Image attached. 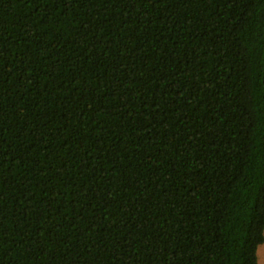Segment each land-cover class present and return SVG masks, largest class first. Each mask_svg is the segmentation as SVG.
I'll return each mask as SVG.
<instances>
[{
	"label": "trees",
	"instance_id": "1",
	"mask_svg": "<svg viewBox=\"0 0 264 264\" xmlns=\"http://www.w3.org/2000/svg\"><path fill=\"white\" fill-rule=\"evenodd\" d=\"M258 238L264 0H0V264H252Z\"/></svg>",
	"mask_w": 264,
	"mask_h": 264
},
{
	"label": "snow or ice",
	"instance_id": "2",
	"mask_svg": "<svg viewBox=\"0 0 264 264\" xmlns=\"http://www.w3.org/2000/svg\"><path fill=\"white\" fill-rule=\"evenodd\" d=\"M256 244H264V239H257L254 241V244H253V256H252V264H255V261H256V255H255V245Z\"/></svg>",
	"mask_w": 264,
	"mask_h": 264
},
{
	"label": "rangeland",
	"instance_id": "3",
	"mask_svg": "<svg viewBox=\"0 0 264 264\" xmlns=\"http://www.w3.org/2000/svg\"><path fill=\"white\" fill-rule=\"evenodd\" d=\"M260 254L264 255V244L260 245ZM257 256H258V251H257ZM257 258H258V264H263V262H261L259 256Z\"/></svg>",
	"mask_w": 264,
	"mask_h": 264
},
{
	"label": "crops",
	"instance_id": "4",
	"mask_svg": "<svg viewBox=\"0 0 264 264\" xmlns=\"http://www.w3.org/2000/svg\"><path fill=\"white\" fill-rule=\"evenodd\" d=\"M260 245H262V244H260ZM260 245L258 246V249H257V251H258V256H259L261 262H263V264H264V255H263V254H260ZM258 256H257V257H258Z\"/></svg>",
	"mask_w": 264,
	"mask_h": 264
}]
</instances>
